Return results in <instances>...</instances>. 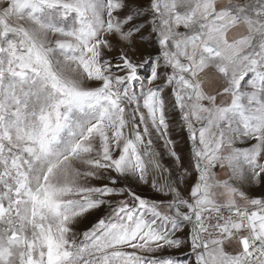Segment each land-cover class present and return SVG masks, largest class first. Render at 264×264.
I'll return each instance as SVG.
<instances>
[{
	"label": "snow or ice",
	"instance_id": "obj_1",
	"mask_svg": "<svg viewBox=\"0 0 264 264\" xmlns=\"http://www.w3.org/2000/svg\"><path fill=\"white\" fill-rule=\"evenodd\" d=\"M253 186L264 0H0V264H264Z\"/></svg>",
	"mask_w": 264,
	"mask_h": 264
},
{
	"label": "rangeland",
	"instance_id": "obj_2",
	"mask_svg": "<svg viewBox=\"0 0 264 264\" xmlns=\"http://www.w3.org/2000/svg\"><path fill=\"white\" fill-rule=\"evenodd\" d=\"M144 47H146V46H141V49L143 50ZM149 51H150V49H149ZM145 54H147V53H145ZM184 136H185V134L181 131L179 126H175L173 128L172 137L177 142V151L182 155V157H184L186 159L187 158V145L185 143ZM186 182L190 183V180L186 181ZM138 191H141L145 195H152L151 190L149 188H147L146 186L142 187L141 189H138ZM249 192L252 195H259L261 192H264V189H258V188L253 186V187L249 188Z\"/></svg>",
	"mask_w": 264,
	"mask_h": 264
}]
</instances>
